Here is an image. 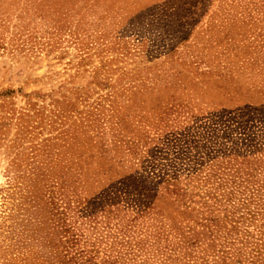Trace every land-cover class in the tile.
Wrapping results in <instances>:
<instances>
[{"label": "rangeland", "instance_id": "1", "mask_svg": "<svg viewBox=\"0 0 264 264\" xmlns=\"http://www.w3.org/2000/svg\"><path fill=\"white\" fill-rule=\"evenodd\" d=\"M211 5L229 39H264V0ZM129 6L0 0V264H264V163L225 156L253 139L140 105L106 26ZM240 115L264 128V106Z\"/></svg>", "mask_w": 264, "mask_h": 264}, {"label": "crops", "instance_id": "2", "mask_svg": "<svg viewBox=\"0 0 264 264\" xmlns=\"http://www.w3.org/2000/svg\"><path fill=\"white\" fill-rule=\"evenodd\" d=\"M175 1L130 0L107 22L123 51L139 60L127 72L140 78L130 88L141 93L140 105L173 109L167 118L264 105V39H229L213 16V0ZM178 9L183 14L175 18Z\"/></svg>", "mask_w": 264, "mask_h": 264}, {"label": "trees", "instance_id": "3", "mask_svg": "<svg viewBox=\"0 0 264 264\" xmlns=\"http://www.w3.org/2000/svg\"><path fill=\"white\" fill-rule=\"evenodd\" d=\"M264 95V93H262ZM261 105L260 107L262 108ZM250 107H257V106H251V105H245L243 107H238V108H233V109H221V110H216L212 111L209 113H206L204 115L198 116V117H185L184 119L186 121L180 122L181 124L183 123H189L191 125L196 124V125H208L207 128L210 129L211 134L213 137H225V136H230V133L232 135L230 138L233 136L242 142L248 141L249 139H253V146H254V152L253 151H247L250 153L245 152H230L229 154H226V157H233L235 159L227 161V164H232V163H244L247 165H252L253 163H258L259 160H261L264 163V128H262V125L259 127L262 128V130L258 133V135H255L256 133H249L247 130H245L244 122H243V117L240 115V112L242 110H247ZM170 110V109H169ZM166 111L163 116L168 117ZM163 120H159V122H162ZM164 122V121H163ZM164 123H168V120L165 119ZM211 125V126H209ZM249 136V138H247ZM232 137V139H234ZM258 137V138H257ZM236 140V139H235ZM256 144V145H255ZM236 145L238 148L245 149L247 145H238V141L236 140ZM236 146H227L229 148L228 150H231L235 148ZM253 152V153H252ZM217 155L220 154L219 151L215 152ZM252 153V154H251ZM222 154V155H223ZM251 154V155H249ZM240 155H243L242 157ZM254 157L259 158V160L255 161ZM238 158H241V160H237ZM263 158V159H260ZM250 168V167H249ZM231 169V168H230ZM259 167L252 168L251 171H257ZM250 171V172H251ZM264 245V243H262Z\"/></svg>", "mask_w": 264, "mask_h": 264}]
</instances>
